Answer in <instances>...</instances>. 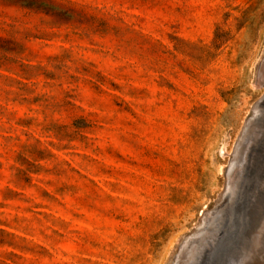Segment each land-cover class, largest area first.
I'll return each instance as SVG.
<instances>
[{
  "label": "rangeland",
  "instance_id": "obj_1",
  "mask_svg": "<svg viewBox=\"0 0 264 264\" xmlns=\"http://www.w3.org/2000/svg\"><path fill=\"white\" fill-rule=\"evenodd\" d=\"M263 60L264 0H0V264H176L227 202ZM227 215L193 264L264 243L262 215L227 251Z\"/></svg>",
  "mask_w": 264,
  "mask_h": 264
},
{
  "label": "bare ground",
  "instance_id": "obj_2",
  "mask_svg": "<svg viewBox=\"0 0 264 264\" xmlns=\"http://www.w3.org/2000/svg\"><path fill=\"white\" fill-rule=\"evenodd\" d=\"M258 81L259 84L264 86V60L259 65ZM263 131L264 98L255 103L253 107V115L248 118L243 134L240 137L230 160V165L228 166L226 172L227 181L225 187V189L228 191L222 192L219 198V200L226 198L227 202L222 205L217 212L203 211L199 220L201 224L199 228L196 227L195 229L196 233L195 231H192L189 236L185 237L182 235L179 242V250L177 251L178 253L175 257L176 264H193L199 255L206 251L207 246L210 244V239H208L207 236L211 232L213 223L225 214H228L226 219L230 218V215L233 218H231L233 221L232 223L230 221H226V225L229 228L226 227L223 229L219 224V230H221V234L223 235L227 231V235L229 234L232 239V245L227 251H232L233 245H235L237 241H241L243 237L240 234L241 232H250L252 229L257 228L256 224L254 223L259 221V216L264 215V183L261 185V187H255V184H253L249 189L244 190V186L241 185V176L242 172L244 171L243 168L248 164L247 157L252 150L253 143L255 141L254 137H257ZM226 152L228 153L229 150ZM260 175L264 177V165L260 166L258 164L256 167H254L253 171L254 182L255 179ZM244 191L245 193H243ZM235 202L240 203L238 205H240L241 208H236ZM202 228H204L205 231H201ZM208 237H210V235ZM254 238L255 241L258 239L256 235H254ZM243 245L246 246L245 244ZM253 246L254 248L250 249L248 253H240L242 260L237 259V256L235 259L234 255L230 256L229 258L232 257L235 259L234 264H239L240 262H244L242 264H262L264 262V248L261 246L258 247L257 244H254ZM258 251H260L261 255L257 254ZM208 263L209 261L204 260L200 264Z\"/></svg>",
  "mask_w": 264,
  "mask_h": 264
},
{
  "label": "water",
  "instance_id": "obj_3",
  "mask_svg": "<svg viewBox=\"0 0 264 264\" xmlns=\"http://www.w3.org/2000/svg\"><path fill=\"white\" fill-rule=\"evenodd\" d=\"M228 190L227 189H225V191L224 192H227ZM262 248H264V243L263 244H261L260 245ZM259 247V246H258ZM261 255V254H260ZM262 264H264V262L262 263Z\"/></svg>",
  "mask_w": 264,
  "mask_h": 264
}]
</instances>
